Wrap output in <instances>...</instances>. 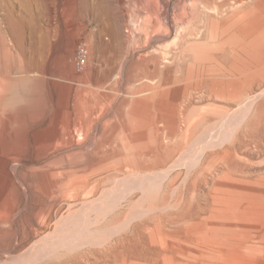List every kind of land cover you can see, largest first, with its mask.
Here are the masks:
<instances>
[{
  "label": "rangeland",
  "instance_id": "1",
  "mask_svg": "<svg viewBox=\"0 0 264 264\" xmlns=\"http://www.w3.org/2000/svg\"><path fill=\"white\" fill-rule=\"evenodd\" d=\"M88 1L0 0V264H264V32Z\"/></svg>",
  "mask_w": 264,
  "mask_h": 264
},
{
  "label": "bare ground",
  "instance_id": "2",
  "mask_svg": "<svg viewBox=\"0 0 264 264\" xmlns=\"http://www.w3.org/2000/svg\"><path fill=\"white\" fill-rule=\"evenodd\" d=\"M223 1V0H222ZM225 1V0H224ZM245 1V0H244ZM244 1L242 0H235L233 1L234 6L229 9L232 10L233 8H236V11L238 12L236 14V17H233L231 22L229 23V28H234L235 32L232 34V37L230 42L233 43L236 46L239 47L240 50L244 52L247 47L252 44L254 41V34L260 33V31L264 32V0H259L255 5L257 7V11L255 13L249 12V11H240L239 8L242 9L241 5L244 6ZM80 2V8L81 9H91V4H89L88 0H79ZM214 2V1H213ZM142 3V2H141ZM248 3V2H247ZM253 3V2H252ZM148 4V3H147ZM249 4V3H248ZM215 6V5H214ZM93 7V6H92ZM107 8L106 0H98V5L96 9L100 12L105 11ZM215 8V7H214ZM212 10V9H211ZM225 10V9H224ZM227 10V9H226ZM234 10V9H233ZM183 10L182 12H184ZM149 12V11H148ZM153 14H148L147 17L151 18ZM206 15V14H205ZM205 19V18H204ZM19 21V20H18ZM146 21V20H145ZM157 21V20H156ZM172 21V20H171ZM4 22L7 24V27L12 30L13 26L16 27V25H19L20 23L17 22L12 15H7L4 19ZM148 22V21H146ZM162 22V21H161ZM32 21L30 22V24ZM163 23V22H162ZM202 23V22H201ZM144 23H142L143 25ZM178 26V25H177ZM195 26V24H194ZM5 27V26H4ZM143 27V26H142ZM169 29V28H168ZM196 29V28H195ZM166 37V36H165ZM193 37V36H192ZM199 38V37H198ZM163 39V38H162ZM228 39V40H229ZM182 40V39H181ZM172 47V46H171ZM38 48V47H37ZM40 50V49H39ZM126 50V49H125ZM235 51V50H234ZM174 52V51H173ZM176 52V51H175ZM182 52V51H181ZM39 54V53H38ZM160 54V53H159ZM236 54V53H235ZM126 55V54H125ZM241 55V53H240ZM237 56V55H236ZM180 61V60H179ZM125 62V61H124ZM170 63V62H169ZM225 63V62H224ZM226 64V63H225ZM122 65V64H121ZM202 71V70H201ZM7 72V71H5ZM4 72V73H5ZM8 77L4 75H0V98H2L4 92L9 87V81H6ZM200 79V78H199ZM186 81V80H185ZM187 82V81H186ZM251 98V97H250ZM186 105V104H185ZM0 122H5L4 119L0 120ZM107 124V123H106ZM184 124V123H183ZM82 129V128H81ZM5 143H4V141ZM164 139V138H162ZM6 136H3L0 138V147L2 148V152H5L7 150L6 147ZM91 146V145H90ZM108 147V146H107ZM77 148V147H76ZM118 148V147H117ZM106 149V148H105ZM125 149V148H124ZM127 152V151H126ZM30 163V162H29ZM111 173V172H110ZM140 186V185H139ZM146 186V185H145ZM156 189V188H155ZM120 193V192H119ZM151 194V193H150ZM112 195V194H111ZM27 198V197H26ZM27 200V199H26ZM119 200V199H118ZM150 201V200H149ZM134 203V202H133ZM152 205V204H151ZM72 207V206H71ZM111 207V206H110ZM71 210V209H70ZM93 217V216H92ZM94 222V221H93ZM76 228V227H75ZM227 262V261H226ZM19 264V263H18ZM213 264V263H212Z\"/></svg>",
  "mask_w": 264,
  "mask_h": 264
},
{
  "label": "built area",
  "instance_id": "3",
  "mask_svg": "<svg viewBox=\"0 0 264 264\" xmlns=\"http://www.w3.org/2000/svg\"><path fill=\"white\" fill-rule=\"evenodd\" d=\"M85 52L83 51V49H81L79 52H78V55L75 57V61H76V64L77 65H81L84 61V54Z\"/></svg>",
  "mask_w": 264,
  "mask_h": 264
}]
</instances>
